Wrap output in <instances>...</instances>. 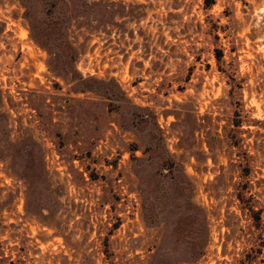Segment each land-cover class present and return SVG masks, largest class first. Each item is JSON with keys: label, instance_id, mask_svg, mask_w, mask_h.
Returning a JSON list of instances; mask_svg holds the SVG:
<instances>
[{"label": "rangeland", "instance_id": "rangeland-1", "mask_svg": "<svg viewBox=\"0 0 264 264\" xmlns=\"http://www.w3.org/2000/svg\"><path fill=\"white\" fill-rule=\"evenodd\" d=\"M211 1L0 0V264H264V0Z\"/></svg>", "mask_w": 264, "mask_h": 264}, {"label": "trees", "instance_id": "trees-1", "mask_svg": "<svg viewBox=\"0 0 264 264\" xmlns=\"http://www.w3.org/2000/svg\"><path fill=\"white\" fill-rule=\"evenodd\" d=\"M214 3H215L214 0H212L211 2H206V6H212ZM221 58H222L221 55H218V56H217V59H218V60H220Z\"/></svg>", "mask_w": 264, "mask_h": 264}]
</instances>
